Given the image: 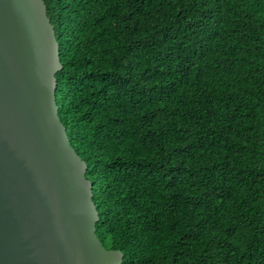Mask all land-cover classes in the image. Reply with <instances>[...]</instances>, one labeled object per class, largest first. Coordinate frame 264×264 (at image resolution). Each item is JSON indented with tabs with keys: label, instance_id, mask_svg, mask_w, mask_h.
Returning <instances> with one entry per match:
<instances>
[{
	"label": "trees",
	"instance_id": "obj_1",
	"mask_svg": "<svg viewBox=\"0 0 264 264\" xmlns=\"http://www.w3.org/2000/svg\"><path fill=\"white\" fill-rule=\"evenodd\" d=\"M59 117L122 264H264V0H45Z\"/></svg>",
	"mask_w": 264,
	"mask_h": 264
},
{
	"label": "water",
	"instance_id": "obj_2",
	"mask_svg": "<svg viewBox=\"0 0 264 264\" xmlns=\"http://www.w3.org/2000/svg\"><path fill=\"white\" fill-rule=\"evenodd\" d=\"M45 0H0V264H122L97 235L86 162L57 106Z\"/></svg>",
	"mask_w": 264,
	"mask_h": 264
}]
</instances>
